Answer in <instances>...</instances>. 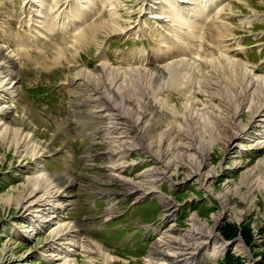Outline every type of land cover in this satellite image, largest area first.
Here are the masks:
<instances>
[{
  "label": "rangeland",
  "instance_id": "374dc122",
  "mask_svg": "<svg viewBox=\"0 0 264 264\" xmlns=\"http://www.w3.org/2000/svg\"><path fill=\"white\" fill-rule=\"evenodd\" d=\"M171 1L0 0V63L14 64L0 71V264H148L196 215L208 229L222 215L231 246L201 264H264V0H178L185 24ZM76 68L94 78L71 81ZM66 248L71 262L49 258Z\"/></svg>",
  "mask_w": 264,
  "mask_h": 264
},
{
  "label": "bare ground",
  "instance_id": "6f19581e",
  "mask_svg": "<svg viewBox=\"0 0 264 264\" xmlns=\"http://www.w3.org/2000/svg\"><path fill=\"white\" fill-rule=\"evenodd\" d=\"M213 1L214 0H200L199 2H197L195 4L196 5V8L194 10L196 12H198L199 9H202V7H204L203 8V11H205V10L208 9L207 7H209V6L212 5ZM177 4H179L178 0H172L169 3L170 9H171V11L173 13L174 18H176L177 20L183 21L184 19H186V14H182V11L179 9V7H178ZM200 11L198 13H200ZM183 22L185 24V21H183ZM74 38H76L78 41H80V39L82 40L83 36H82L81 33L80 34H75ZM7 58L8 57L4 58V60L7 59ZM0 59L2 60L1 56H0ZM4 60H3V62L0 63V65L4 66L3 68H0V71L3 70V69H5L6 73L12 72L13 67H14V64H12L13 59L12 58H8L5 63H4ZM198 66H201V65L198 64ZM103 68H105V67L103 66ZM77 69L78 68L74 69V72L71 73V76L69 77L71 81H77V80L82 81V80L85 79V77L86 78L88 77L87 75H89V76L94 75V73H92L93 72L92 70L90 72H87L86 69L85 70L84 69H80L79 71H77ZM166 70H167L166 67H156L155 68V72L151 71V74L150 75H151V77L153 79L160 78L161 76L165 75V73L167 72ZM247 74L250 77L251 74H252V71H251V73L247 71ZM96 79H98V77ZM160 79H162V78H160ZM258 80H261V79L258 78ZM258 80H256V81H258ZM9 82L10 83L6 82V78L3 79V83L4 84L6 83L5 86L8 85L7 90L10 91L11 89H15V87L18 84V82H16V80H14L13 78ZM0 87H1V85H0ZM15 92H16V90H14V92L10 93L11 94L10 99L14 98L13 95H14ZM3 95H5V94H1L0 93V96H3ZM9 103H11V102H9V99L7 100L4 97L3 98H0V106L2 104H6V106H7V104H9ZM5 108L6 107H3V109H5ZM3 109L0 110V118H1V120H4V119L7 118V115L9 114V112H6V110L7 109L9 110L10 107H7L5 110H3ZM149 109H150V111L152 113H156L158 115V117H163L162 116L163 115L162 113L155 112V111H159L158 110V107L155 104L150 105L149 106ZM259 117H264V104L262 106H258V108L255 109L253 118H259ZM234 135H235V138L238 136V134H234ZM183 150L186 153H189V150H187V149H183ZM205 156H206V154H205ZM188 163H193V162L192 161H189ZM192 166H196V165L192 164ZM203 166H205V163L202 160L200 162V164L198 166H196V167L198 169H201ZM258 167H260L259 169L264 170V163L263 164H259ZM45 176L46 175H44L43 177H45ZM112 176L115 177L116 175H112ZM46 178L48 179L49 176L46 177ZM40 179H42V178H40ZM47 181H49V180H47ZM263 183H264V179H263ZM73 188H74L73 181H70L63 188L62 192H61V190H58L57 192L51 193L50 195H46L45 194L46 192H45L43 198L46 197L47 198L46 200H48V199H50V196H52V199H54V200L57 197H60V198H63L64 199V198H66L68 196V194H65L67 192V190L68 189H72L73 190ZM26 189L24 191H26ZM257 189H259V188H257ZM257 189H252L251 190L252 193L254 194V192ZM28 192H29V189H28ZM33 192H35V191H32L30 193V195H29L28 198L31 197V195L33 194ZM154 193H157V192L155 190H151V191H149L146 194L140 195L139 198L136 200V202L141 201V200H144V199H146L145 198L146 196H149L150 194H154ZM252 193H249V195H248L247 192H246V194H245L246 196L242 198V203H245L246 200H248V197L251 198V194ZM37 195H39V194H37ZM232 195H233V193L229 194V196H227L228 199L225 198L226 195H224V198L226 199L225 200L226 203L229 200H231ZM160 200L162 201V204H163V207H164L163 221L164 222H168V220H170L173 217V215L175 213V211H174L175 208L171 206V203L163 195L160 196ZM44 201L45 200H42L41 199L40 200V205L43 204ZM26 203L28 205V206L25 207L26 210H30L32 207H35L36 206V202H32L30 204L28 202H26ZM61 207L62 206H60L59 208H61ZM46 214L47 213H44L43 215H46ZM225 214H226V211H225ZM221 217H222V215H220L216 219H214L215 220L214 221L215 222L214 227H211L212 229H208L209 226L207 228V225L200 223V219H199V217L197 215L194 216L193 219H192L193 229L190 230V231H188V232H186V234L184 235V237L182 239L174 238L173 236H171V235L169 236V234H168L167 236H164V241L163 240L162 241L158 240L159 243L155 244V246L153 247V250L151 251V253L149 255V260H147L148 261V264H201L202 263V260H201V257H200L201 254L203 253V251L205 250V248L209 244H212L213 242H215V243H213L214 244L213 245L214 247H213V253H212L211 256H215V255L217 256V255L221 254V252L224 253L231 246L229 244L225 243V242H221V240L217 241L218 236L215 235V233L213 232V230L215 229V227L218 224V221L221 219ZM53 220H54V218H53ZM49 222H50L49 220L48 221H45V223H49ZM71 229L72 230H69L67 232V234H64L63 233V235L74 234V233L76 234L77 233V231H73V228H71ZM65 231H67V230H65ZM172 231H173V229H171V231H169V232H172ZM69 236H71V235H69ZM59 237L60 236H58V238ZM73 238H76V236H73ZM57 240L58 239H55V241H54L53 244H56L55 242ZM68 245L71 246V247L76 246V240L75 239H69ZM238 246L239 245H236L235 244V245H233L232 249L235 248L234 251L241 252L243 249H242L241 246L240 247H238ZM56 252L59 253L58 256L57 255L55 256L54 253H51V255L49 256V258H51V257L52 258L53 257L57 258L58 260H55V258L53 259L55 262L56 261H60L62 259H64L66 261L67 260L66 257H70L71 256L70 253H68V252H71V249L70 248H68V249L66 248V249H63V250L57 249ZM241 253L244 254L243 251ZM65 254H67V255L65 256ZM67 261L69 263V262L72 261V259L71 260L68 259Z\"/></svg>",
  "mask_w": 264,
  "mask_h": 264
}]
</instances>
